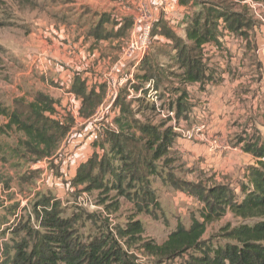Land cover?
Listing matches in <instances>:
<instances>
[{
  "label": "trees",
  "instance_id": "1",
  "mask_svg": "<svg viewBox=\"0 0 264 264\" xmlns=\"http://www.w3.org/2000/svg\"><path fill=\"white\" fill-rule=\"evenodd\" d=\"M217 4L221 5L220 9L203 8L187 23L185 38L189 45L181 44L177 51L182 70L181 85L205 80L201 46L215 41L219 19L230 26L246 24L245 15L227 11L228 3ZM164 33L175 40L169 30L165 29ZM150 56L151 49L141 65L145 71L142 79H153L157 87V67ZM176 90L179 94L175 98L167 89L161 90V97L168 108H174L179 120L184 110L182 103L187 97L184 90ZM81 95L84 108L88 105L90 109L100 101V96L93 93L85 95L82 92ZM116 104L118 115L114 123L117 130L106 128L100 140L93 143L103 154L98 156L95 152L82 163L73 184L83 186V192L99 191L100 194H105L103 190L112 186L117 192L116 198H128L138 215L152 216L159 204L149 178H163L169 174L163 167L169 166V154L177 135L164 121L157 123L146 115L155 110L144 99L137 103L136 112L131 111L123 97H119ZM54 105L48 96L38 94L35 101L27 105L28 113L25 114L0 102V117L7 120L6 129L24 136L20 142L27 152L39 158H50L69 131V125H61L45 116V113L51 116ZM138 113L143 115L142 120L135 119ZM242 150L252 157L254 165L246 170V182L240 185V199L226 185L205 189L197 183H187L185 194L202 204L198 217L193 218L188 227L178 223L161 243L145 238L143 224L134 218H129L123 227L109 229L103 225L100 234L84 239L78 233L76 220L65 217L56 200L42 197L32 205L31 218L20 219L13 227L0 230L1 236L6 233L11 236L12 255L3 253L4 264H141L137 254L152 264H170L176 260H181L180 264H264V138H249ZM113 161L120 165H114ZM157 161L163 165L159 172L155 169ZM123 183L130 191L122 189ZM110 202L105 209L116 212L118 203ZM227 213L241 223L220 228L216 236L219 243L214 244L212 237L205 238L207 227ZM248 221L252 223L247 224Z\"/></svg>",
  "mask_w": 264,
  "mask_h": 264
},
{
  "label": "crops",
  "instance_id": "2",
  "mask_svg": "<svg viewBox=\"0 0 264 264\" xmlns=\"http://www.w3.org/2000/svg\"><path fill=\"white\" fill-rule=\"evenodd\" d=\"M141 2L151 4L154 17L150 57L157 67L156 88L167 89L171 95H178L176 89L184 88L192 110L191 129L213 125V119H223L235 109L243 113V106L255 111L257 90L259 94L264 91V0H61V13H54L61 18L57 23L43 17L46 8L41 9L36 0H13L10 17L19 19L18 25L3 18L1 27L14 28L17 39L20 32L28 35L23 40L7 41L11 57L0 62V102L12 104L24 98L32 103L34 98L27 95V90L43 93L55 102L54 112L45 116L61 125H69L67 119L72 118L79 132L70 142L83 150L99 132L95 115L107 97L106 77L127 76L131 70L123 51ZM219 2L229 4V13L245 15L253 23L230 26L219 19L215 41L201 46L205 80L181 85L177 51L181 44L189 45L185 38L187 23L203 8L220 9ZM164 28L175 40L164 33ZM142 62L133 73L137 83L134 92L147 81L142 79ZM82 92L100 96L99 103L84 108ZM119 97L125 98L130 107L138 106L139 100L128 99L125 88L117 100ZM117 100L104 115L109 125L105 127L113 131L117 130ZM239 100L243 101L241 106ZM194 141L198 147L203 140L194 136ZM78 155L82 156L81 152Z\"/></svg>",
  "mask_w": 264,
  "mask_h": 264
},
{
  "label": "rangeland",
  "instance_id": "3",
  "mask_svg": "<svg viewBox=\"0 0 264 264\" xmlns=\"http://www.w3.org/2000/svg\"><path fill=\"white\" fill-rule=\"evenodd\" d=\"M0 1H3L0 2V13H4L0 16V21H3L4 18V20H13L14 24L18 25L19 19L10 17L9 8L13 0ZM35 4L41 6L40 8L43 10L46 8L47 14L43 15L44 18H48L54 23L61 20L58 15H54V13H61V0H36ZM48 14L51 16L47 17ZM21 16L30 19L26 18L23 13ZM244 20L246 23L244 26L253 23L249 19ZM2 25L4 24L0 23V62H3V58L10 59L11 57L6 49L7 41L23 40L28 35L20 32L19 36L21 37L17 39L13 33L14 28L5 29L6 27L2 28ZM7 25L9 24H5V26ZM180 89L181 92L184 90L182 87ZM259 91L257 90L259 97L255 111L251 106L248 109L243 106V113L235 109L229 115L225 114L223 119H213L214 124L207 123L200 132L191 129L192 110L187 98L182 103L184 110L179 120L176 119V114L174 121L164 119L158 112L146 114L154 122L164 121L166 127H172L173 132L177 135L174 149L169 154V166L163 167L161 161L155 163L156 171H161V167L166 168L169 176L149 178L151 189L155 192L159 204V209L153 210L152 216L138 215L134 204L128 198H116L117 192L112 190V186L103 190L107 194L105 196L99 191L83 192V186L77 187L73 184L78 167L93 153L96 152L98 156L103 154V150L97 145L96 148L93 147V143L100 140L105 128L109 129V127H105L109 126L104 122L105 117L102 121H98L100 126L97 137L83 150L79 145L70 142L79 132V128L74 125L72 118H68L70 121L69 131L59 143L56 153L50 158H39L35 154L27 152L25 146L20 142L24 140V136L16 131L6 129L4 126L7 120L0 117V230L13 227L20 219L31 218L32 205L42 197H51L58 202L59 209L63 210L65 217L76 220L78 233L84 239L100 234L102 231L100 227L103 225L109 229L123 227L129 218H134L143 224L145 238L161 243L178 223L188 227L191 220L198 217V211L202 204L185 194L188 191L187 183H197L205 189L213 185H226L240 199V185L246 182V170L249 166L254 165L252 157L243 152L242 145L249 138H264V91L260 94ZM27 93L34 98L33 101L38 94H43L31 90H27ZM169 94L173 93L169 92ZM175 96L173 97L175 98ZM191 96L193 97V95ZM28 103V99L22 98L13 100L12 104L10 102L2 104L27 114ZM126 103L128 102L126 101ZM242 103L243 101L239 100L240 106ZM130 109L136 112L137 106L133 105ZM135 119L142 120L143 115L138 113L135 115ZM187 134L191 135L189 140L184 138ZM194 136L202 137L203 141L198 147L196 146L200 140L195 142ZM189 143H193L194 148ZM80 152L82 156L78 155ZM113 164L120 165L119 162L114 161ZM124 185L125 183H123L122 189L130 191ZM110 201L118 203L116 212L105 209L106 205L111 203ZM32 223H34L33 220ZM240 223V220L227 213L220 221L207 227L205 238L212 237L214 244L219 243V238L216 236L219 234L220 228ZM246 223L251 224L252 222ZM10 237L8 233L0 235V251L2 247L0 264L6 262L3 253L12 255ZM137 256L141 264H152L149 259L141 257L139 254ZM180 262L181 260H176L170 264H180Z\"/></svg>",
  "mask_w": 264,
  "mask_h": 264
},
{
  "label": "built area",
  "instance_id": "4",
  "mask_svg": "<svg viewBox=\"0 0 264 264\" xmlns=\"http://www.w3.org/2000/svg\"><path fill=\"white\" fill-rule=\"evenodd\" d=\"M153 24L154 17L152 15L151 4L141 2L138 4L133 18V32L123 51L124 61L130 64L131 70L127 76L111 74L106 77L107 97L105 103L99 107L100 109L95 115L97 121H101L105 113L113 107L123 88L127 91L128 99H144L147 103L152 105L155 112H158L161 117L169 119L170 121L175 120L174 108H168L165 105L164 99L161 97V91L156 88L153 79H149L141 84L136 92L133 91V86L137 84L134 80L133 73L150 52ZM204 128V125H201L196 128V132H200ZM190 134L192 135V132ZM190 134H187L184 138L189 140L191 138Z\"/></svg>",
  "mask_w": 264,
  "mask_h": 264
}]
</instances>
